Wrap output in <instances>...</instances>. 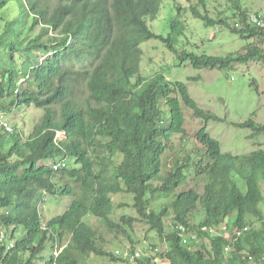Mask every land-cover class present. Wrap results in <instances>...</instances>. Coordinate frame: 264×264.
<instances>
[{
    "label": "trees",
    "instance_id": "16d2710c",
    "mask_svg": "<svg viewBox=\"0 0 264 264\" xmlns=\"http://www.w3.org/2000/svg\"><path fill=\"white\" fill-rule=\"evenodd\" d=\"M198 1L204 8V0ZM162 2L0 0V121L21 106L33 105L44 114L43 125L27 139L15 130L11 136L0 135V227L23 233L16 239L13 230L0 244V264H89L91 255L127 264L98 244L99 227L85 222L89 216L125 233L130 253L138 248L121 225L132 230L142 220L166 241L163 252L146 243L138 264H155V256L169 264H264V150L243 158L222 155L205 129L196 134L199 146L186 150L180 143L176 148L175 136L187 138L182 107L204 121L220 119L200 109L185 84L162 74L144 78L140 45L155 39L181 63L220 71L253 60L264 64V48L247 47L225 57L178 53L173 39L180 30L177 23L167 38L146 23L156 19ZM231 2L239 28L191 11L205 26L219 24L244 40H264V29L247 20L249 13L259 11L242 9L241 0ZM232 126L250 129L251 139L264 135V125L253 120ZM57 133L62 140H56ZM67 160L74 166L53 171ZM187 174H192L194 188L177 193ZM118 193L132 195L139 219L123 215L119 224L111 220V196ZM47 195L69 197L70 206L45 223L40 206ZM171 197L160 211L152 208ZM198 209L204 214L196 228L201 244L192 250L190 239L177 230L166 232L164 218L173 216L170 222L188 231V215ZM229 216L233 228H249L237 240L198 231L228 226ZM229 241L234 250L226 259ZM48 246L59 251L57 257H44Z\"/></svg>",
    "mask_w": 264,
    "mask_h": 264
},
{
    "label": "rangeland",
    "instance_id": "374dc122",
    "mask_svg": "<svg viewBox=\"0 0 264 264\" xmlns=\"http://www.w3.org/2000/svg\"><path fill=\"white\" fill-rule=\"evenodd\" d=\"M204 2L205 7L203 8L198 0H163L156 19L154 21L147 19V26L153 33L167 38L173 33L172 24L177 23L180 30L176 29L173 39H175L174 48L178 53L225 57L228 54L243 53L247 47L264 48V40L259 37L244 40L225 28L219 29V24L205 26L203 22L195 18L191 11L192 8H195L201 15L207 13L209 18L216 23L225 21L229 25L239 28L235 18H232L235 8L231 0H204ZM241 6L242 9L261 12L260 10H264V0H241ZM140 48L143 51L140 73L144 78L149 79L162 74L172 83L185 84L190 98L195 101L196 105L220 119V121H204L195 118L188 109L182 107L184 114L183 129L187 138L183 140V135L175 136L172 140H174L176 148H179L180 143L186 150H192L199 146L196 142V134L201 129H205L207 134L219 143L222 155L243 158L251 152L264 150V135L251 139L249 138L252 133L250 129L232 126L233 123H243L249 120H253L256 125H264V64L261 61H249L247 64L235 65L232 69L223 71L205 68L195 69L189 62L181 63L176 54L158 40L144 41ZM193 79L196 80L193 81ZM43 117V112L33 105L30 107L21 106L2 116L15 131H21L25 139L30 136L37 125L42 124ZM5 134L4 131L0 130V135ZM119 161L117 159L115 163L118 164ZM66 162V168L74 166V161L67 160ZM236 181L242 187V182L238 179ZM191 188H194L192 174H187L186 185L179 188L177 193L185 192ZM261 189L263 201L260 209L264 213V181H261ZM200 191L203 190L200 189ZM111 198L114 206L111 220L114 223L119 224L123 215L138 218L133 208L132 195L118 193L112 195ZM173 200V197L167 201L161 200L152 204V208L160 211L165 203L170 204ZM69 206V197L47 195L40 207V217L44 222L49 221L62 215ZM203 215L202 209L188 215L190 228L188 233L197 231L196 228L203 219ZM172 220L173 216L164 218L166 232L170 231L168 223ZM233 220V217H228V226H232ZM85 222L99 227V235L102 240H98V244L106 252L113 253L117 258L121 257L122 259H124L126 252H130L131 244L126 234L121 230L107 229L100 221L90 216L85 218ZM121 227L134 241L136 249L143 250V253L148 250V248L144 249L146 243L149 246L155 245L160 252L167 249L166 241L160 239L156 232L150 230L148 224L142 220H137L132 225V230L122 225ZM255 227L260 228L258 224ZM13 230L16 231L15 228L0 227V233L4 234L6 240L11 236ZM22 234L21 229H18L15 238H22ZM184 239L189 241L190 238L187 236ZM189 244L192 250H197L201 241L200 239L199 241L190 239ZM51 252L48 246L43 253L44 257L49 258ZM34 264H41V260ZM89 264L123 263L112 261L106 257L91 255Z\"/></svg>",
    "mask_w": 264,
    "mask_h": 264
},
{
    "label": "built area",
    "instance_id": "2783aa9c",
    "mask_svg": "<svg viewBox=\"0 0 264 264\" xmlns=\"http://www.w3.org/2000/svg\"><path fill=\"white\" fill-rule=\"evenodd\" d=\"M247 20H248L250 25L255 26L257 28H260V29H264V10H261V12H257V13H249L247 16ZM0 127L2 129H4L5 131H7L8 133L13 132V129L5 121H2V120L0 121ZM63 166H64L63 163H59L57 165H54L53 168L55 171H57L58 169H61ZM168 227L172 230H177L179 235L183 238H185L188 235L186 227L184 225L177 224L174 222H169ZM198 231H200L202 233H208L210 236L214 235L217 237H223L225 239L227 238L229 240H231L233 237H235L237 240L244 233H246L248 231V228H244L243 230H239L237 228H229L226 225H222L218 229L216 227H202ZM191 238H192V240L197 241V235L196 234L191 235ZM3 242H4V236L1 235L0 236V243H3ZM232 251H233V244H231L229 241V243L226 244L225 249H224L225 256H228ZM58 254H59L58 251H54L55 257H57ZM141 256H142V252L138 248L133 253L126 252L124 255V259L127 261V264H138L137 261H138V259L141 258ZM154 263L155 264H169V261L165 260V259H161L158 256H155L154 257Z\"/></svg>",
    "mask_w": 264,
    "mask_h": 264
},
{
    "label": "clouds",
    "instance_id": "9594fccd",
    "mask_svg": "<svg viewBox=\"0 0 264 264\" xmlns=\"http://www.w3.org/2000/svg\"><path fill=\"white\" fill-rule=\"evenodd\" d=\"M2 121H5L4 119H2ZM6 122V121H5ZM6 123H8V122H6ZM8 125L10 126V124L8 123ZM11 127V126H10ZM12 128V127H11ZM13 129V128H12ZM3 131L6 133V134H8V135H13L14 134V129H13V132L12 133H8L7 131H5L4 129H3ZM60 134H62V133H57V136H56V140H62V138H63V135H60ZM60 163H63V162H60ZM64 166L62 167V168H65V167H67V162L65 161L64 163ZM61 168V169H62ZM53 169V171H55L54 170V168H52ZM56 172V171H55ZM41 207V206H40ZM41 213V212H40ZM227 226V225H226ZM227 227H229V228H233V226H227ZM248 228V227H247ZM249 229V228H248ZM187 230V229H186ZM187 233H188V231H187ZM193 234H196L197 235V241H199V239H198V232H195V233H188V237L192 240V238H191V235H193ZM1 235H3L4 236V234H2V233H0V236ZM187 236L185 237V238H187ZM4 239H5V236H4ZM192 241H194V240H192ZM0 244H2V243H0ZM233 250H234V245H233ZM54 251H57V250H55V249H53L52 250V255L54 256ZM59 252V251H58ZM233 252V251H232ZM231 252V253H232ZM231 253L228 255V256H225V254H224V256H225V258L227 259V258H229L230 256H231ZM55 257V256H54Z\"/></svg>",
    "mask_w": 264,
    "mask_h": 264
}]
</instances>
